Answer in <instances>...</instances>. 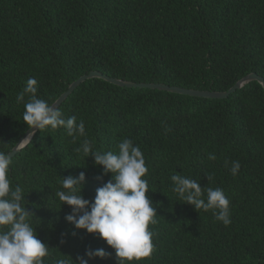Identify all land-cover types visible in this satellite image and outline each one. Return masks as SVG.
Masks as SVG:
<instances>
[{
  "label": "trees",
  "instance_id": "obj_1",
  "mask_svg": "<svg viewBox=\"0 0 264 264\" xmlns=\"http://www.w3.org/2000/svg\"><path fill=\"white\" fill-rule=\"evenodd\" d=\"M98 72L135 84L226 92L255 74L264 79V0H0V151L9 154L30 129L17 103L29 78L52 105L79 78ZM85 123V136L64 128L37 131L11 158L10 187L20 185L37 238L49 248L44 264H76L86 249L118 264L98 236L65 221L71 211L55 193L62 180L85 174L90 202L101 176L94 152H118L125 138L145 158L156 208L155 251L133 264H264V90L251 82L225 99H206L93 78L58 107ZM81 151H77V149ZM216 156L209 160L208 154ZM229 168H225V161ZM232 161L241 167L231 175ZM221 188L231 224L195 210L172 191L171 176ZM211 176V180H207ZM206 198V196H205Z\"/></svg>",
  "mask_w": 264,
  "mask_h": 264
},
{
  "label": "clouds",
  "instance_id": "obj_2",
  "mask_svg": "<svg viewBox=\"0 0 264 264\" xmlns=\"http://www.w3.org/2000/svg\"><path fill=\"white\" fill-rule=\"evenodd\" d=\"M37 80L29 78L22 92L17 94V103H24L23 121L30 129L56 130L64 128L67 135L85 136V123L76 121L75 116L65 118L63 113L37 96ZM118 152H94L91 142L83 141L82 151L91 155L94 165L102 169L101 176L111 174V178L97 188L93 201L81 195L85 184V174L67 176L62 180V190L55 193L61 205L71 209L65 221L82 230L86 234L98 236L108 247L114 250L118 264H133L149 258L155 251L154 233L149 225L156 223V208L146 195L149 191L148 180L144 177L148 172L145 158L138 145L131 139H123L117 146ZM81 151V149H77ZM209 160L216 156L208 154ZM11 157L0 151V264H44L49 255V248L37 238L34 228L29 222L32 217L25 209L23 189L17 185L10 187L8 177ZM229 168V161H225ZM241 165L232 161L230 173L236 176ZM211 180V176L206 177ZM172 191L178 197L204 212H212L216 221L224 226L231 224L230 200L219 187L202 189L197 180L181 174L171 176ZM206 196V198H205ZM106 253L103 249H86L83 257H77L76 264H89L95 259L103 260ZM57 264H67L61 259ZM74 264V262H73Z\"/></svg>",
  "mask_w": 264,
  "mask_h": 264
},
{
  "label": "water",
  "instance_id": "obj_3",
  "mask_svg": "<svg viewBox=\"0 0 264 264\" xmlns=\"http://www.w3.org/2000/svg\"><path fill=\"white\" fill-rule=\"evenodd\" d=\"M101 79L105 82L111 83L113 85L119 86V87H125V88H145L150 90H158V91H165L169 93L179 94V95H185V96H191V97H199V98H206V99H225L230 94H233L235 91L242 89L244 86L251 82H257L261 85V87L264 90V79L261 77L250 74L241 80H239L232 88H230L226 92H200V91H194V90H184L176 87H168L165 85H155V84H135L131 82H125L120 81L116 79H112L109 77H106L98 72H92L89 75L83 76L79 78L77 81L73 82L67 89V91L62 94L52 105H55V107H59L65 99L84 81L89 79ZM38 130L35 129H29L27 133L19 140L17 145L12 149V151L9 153L10 157H14L22 148H24L33 138L34 134Z\"/></svg>",
  "mask_w": 264,
  "mask_h": 264
}]
</instances>
